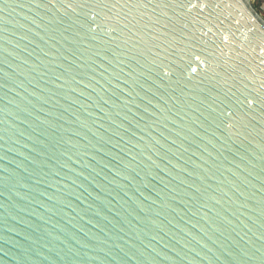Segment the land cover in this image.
<instances>
[{
	"label": "water",
	"instance_id": "95a60500",
	"mask_svg": "<svg viewBox=\"0 0 264 264\" xmlns=\"http://www.w3.org/2000/svg\"><path fill=\"white\" fill-rule=\"evenodd\" d=\"M0 264H264L250 0H0Z\"/></svg>",
	"mask_w": 264,
	"mask_h": 264
},
{
	"label": "rangeland",
	"instance_id": "374dc122",
	"mask_svg": "<svg viewBox=\"0 0 264 264\" xmlns=\"http://www.w3.org/2000/svg\"><path fill=\"white\" fill-rule=\"evenodd\" d=\"M252 4L259 10L264 17V0H251Z\"/></svg>",
	"mask_w": 264,
	"mask_h": 264
},
{
	"label": "trees",
	"instance_id": "16d2710c",
	"mask_svg": "<svg viewBox=\"0 0 264 264\" xmlns=\"http://www.w3.org/2000/svg\"><path fill=\"white\" fill-rule=\"evenodd\" d=\"M256 7H257V6H256ZM256 7H255V8H256ZM256 9H257V8H256ZM257 10H258V9H257ZM258 11H259V10H258Z\"/></svg>",
	"mask_w": 264,
	"mask_h": 264
},
{
	"label": "built area",
	"instance_id": "2783aa9c",
	"mask_svg": "<svg viewBox=\"0 0 264 264\" xmlns=\"http://www.w3.org/2000/svg\"><path fill=\"white\" fill-rule=\"evenodd\" d=\"M251 1V0H250Z\"/></svg>",
	"mask_w": 264,
	"mask_h": 264
}]
</instances>
